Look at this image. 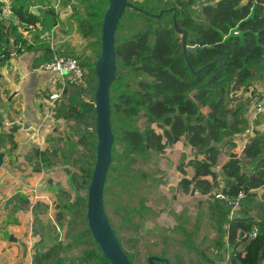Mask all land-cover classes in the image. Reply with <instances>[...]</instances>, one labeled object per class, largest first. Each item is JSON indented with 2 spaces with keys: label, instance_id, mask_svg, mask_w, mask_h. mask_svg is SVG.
<instances>
[{
  "label": "trees",
  "instance_id": "1",
  "mask_svg": "<svg viewBox=\"0 0 264 264\" xmlns=\"http://www.w3.org/2000/svg\"><path fill=\"white\" fill-rule=\"evenodd\" d=\"M129 1L132 6L126 8L115 33L117 71L111 86L115 141L107 176L112 170L118 174L116 180L120 182L128 163L141 157L150 158L153 152L164 155L168 148L176 151L175 147L181 143L192 155L188 150L180 152V160L175 165L179 172L177 186L187 196L206 198L210 219L218 233L214 259L208 258L205 250L196 249L210 264H217L216 259L220 260L219 264H225L227 253L229 264H264V120L256 118V127L250 130L253 110L264 102V0ZM69 4L77 8L70 16L75 30L91 45L99 46L94 57L77 54L66 42L59 48L53 46L50 34L64 23L51 0H9L0 4V10L7 5L15 20L11 19L9 25V15L0 17V70L14 57L19 59L28 53H35L34 69L39 70L57 55L75 56L87 68L91 98L85 95L89 91L87 87L70 82L62 87L59 80L61 95L47 119L51 117L52 124L59 123L57 130H67V125L73 122L86 138L87 152L75 153L73 170H62L58 175H71L75 186L88 189L97 156L95 60L101 55L102 26L109 1H61L63 7ZM174 18L188 31V44L200 46L189 51V61L194 69L212 63L198 74L192 71L184 55ZM234 29L239 33L234 34ZM1 79L0 71V85ZM257 81L262 83L260 87ZM51 92L50 88L43 92L44 98H49ZM5 100L11 106L14 98L9 101L7 95ZM40 106L46 109L43 100ZM262 113L259 112V116L264 115ZM11 114L9 111L6 115L0 109V129L6 116ZM14 121L7 132H0V152H13L18 147L15 136L21 125ZM239 133L246 134L240 137L243 138L241 141L249 138L242 156L235 151L240 140L236 134ZM66 141L74 143L70 134ZM49 154L56 156L58 150L46 147L36 151L40 161L52 165ZM221 154L227 155L223 164ZM122 157L128 159L125 165L120 162ZM8 163L12 166V160ZM35 171L31 173L37 179L39 168ZM13 174L18 175L16 171ZM27 181L32 182L30 177ZM49 181L53 182V179ZM240 191L245 197L239 216L231 219V206L216 195L224 193L235 198ZM104 192H110L106 184ZM60 194L45 187L39 197L47 195L42 200L45 207L52 205L56 210L70 212L71 218L64 231L66 235L69 227L74 225L75 217L86 219L88 196L78 191L73 202H66ZM109 202L104 194L105 205ZM143 209L147 208L142 206L139 211ZM183 224L181 222L179 227L185 230ZM255 226L259 227L258 235L245 236ZM116 234L118 236V229ZM118 239L133 264H150V254H143L141 249L140 236L125 235ZM80 243L88 247L76 258L77 264H111L88 225L73 242L63 245L60 241L45 251H37L34 264H68L64 251ZM161 255L166 256L165 253ZM169 262L172 264L170 259ZM179 262L182 261L179 259Z\"/></svg>",
  "mask_w": 264,
  "mask_h": 264
},
{
  "label": "rangeland",
  "instance_id": "2",
  "mask_svg": "<svg viewBox=\"0 0 264 264\" xmlns=\"http://www.w3.org/2000/svg\"><path fill=\"white\" fill-rule=\"evenodd\" d=\"M62 27L65 28V34L62 37L64 42L71 44L77 54L85 53L94 57L99 50L97 44L91 45L89 40L84 39L75 30L76 28L72 32V29L66 24H63ZM60 43L62 42L59 39L55 45ZM50 80L49 78L44 85H40L33 92L34 96L28 97V101L22 97V104L26 105V110L32 100L36 119L34 122L27 120L30 124L25 130L27 135L23 133L24 128L23 132L17 133L15 139L18 147L13 152H8L12 160L10 170L16 171L19 178L22 179V183H17L19 186L16 187V190L14 189L15 185L12 186L13 181L10 180V189L8 188L6 194L0 195V218L2 219L0 222L3 223L1 228L7 227L3 230L6 236L4 243L13 247L6 258L5 253L0 252V258L9 260L7 261L9 264H14L20 258L25 260V264H34L37 251L39 252L40 249L45 251L60 241L63 245L73 242L75 237L88 225V221L84 217H75L74 225L69 227V232L67 231L68 233L65 235V227L71 218L70 212L67 209L56 210L52 205L45 207L42 200L47 195L39 197L40 191L44 192L45 187L53 193H61L60 196L66 202H73L78 191L82 195L88 196V189L84 187L79 189L75 186L71 181V175H58L59 171L68 168L73 170L74 165L73 167L71 165L75 153H86L87 141L73 122L67 125V130H63V128L57 130L56 127H60L59 123L52 124L53 118L47 119V114H51L52 109L51 111L44 110L40 106V102L44 100L43 92L45 93L48 88H53ZM256 84L259 86L262 83L257 81ZM87 89L89 90V85ZM85 95L90 99L91 91L89 90ZM3 104H7V101L5 100ZM253 111L256 117L254 115L251 122L260 117L261 120H264V115L259 116L257 109ZM27 118L29 117L27 116ZM11 125L13 124L10 123ZM251 126L252 128L256 127V124L253 122ZM69 134L74 143L66 141ZM236 136L242 140L243 138L240 137H245L246 134L239 133ZM46 147L58 150L56 156L48 155L52 159V165L55 166L49 162L40 161V156H36L37 150ZM117 148L120 150L121 146L118 145ZM175 149L178 151L168 148L164 155H157L153 152L150 158L141 157L130 163L127 158L122 157L121 164L128 163V168L120 176V182L116 180L118 174L112 170L107 176L106 185L110 192L105 193V198L110 202L105 205V210L113 229L115 231L118 229V236H140L143 254L164 257L161 254L165 253V258L170 259L172 264H210L196 248L205 250L208 258L214 259L217 254L214 246L218 233L210 219L206 198L187 196L177 186L179 172L175 165L180 160V152L188 149L181 143ZM174 152L176 153L174 154ZM187 152L192 155L190 150ZM226 160L227 155L221 154L220 162L223 164ZM36 168H39V178L37 179L31 173V171L36 173ZM28 177L32 182H25ZM50 178L53 179V182L49 181ZM15 182L18 181L15 179ZM20 197L23 198V201ZM142 206L147 209L140 212ZM47 213L51 214L46 216ZM13 215L17 216L12 218ZM181 222H184L185 230L179 227ZM12 235H14L13 239H18V242H10ZM190 245H194L195 248H190ZM87 247V244L80 243L65 250L64 257L68 259V264H77L76 258ZM179 259L182 262H179ZM219 261L216 259L215 262L219 264ZM224 261L225 264L227 261L229 264L228 253Z\"/></svg>",
  "mask_w": 264,
  "mask_h": 264
},
{
  "label": "water",
  "instance_id": "3",
  "mask_svg": "<svg viewBox=\"0 0 264 264\" xmlns=\"http://www.w3.org/2000/svg\"><path fill=\"white\" fill-rule=\"evenodd\" d=\"M2 1L6 0H0V3ZM108 1L109 5L104 13L101 33V55L95 60L97 90L94 103L97 114V156L92 179L88 187L86 219L94 240L98 243L111 264H133L119 242L116 231L113 229L106 213L104 203V189L113 158L112 148L115 141L111 121V86L116 78L117 71L115 33L120 18L123 16L126 8L132 6V3L129 0ZM76 9V7L71 6L62 9L59 13L60 21L73 28L74 26L70 20V15ZM34 10L38 12L37 7H34ZM174 27L177 33L181 35L183 52L192 71L195 74L204 71L212 63L197 70L194 69L189 61V51H195L200 46L188 44V31L180 27L176 18H174ZM15 94L9 96L10 101ZM4 157L5 153L3 151L0 152V167L4 165ZM13 237L14 235L11 236L10 241H17V238L13 239ZM148 259L150 264H158L157 262L169 264L168 258L157 255H150Z\"/></svg>",
  "mask_w": 264,
  "mask_h": 264
},
{
  "label": "crops",
  "instance_id": "4",
  "mask_svg": "<svg viewBox=\"0 0 264 264\" xmlns=\"http://www.w3.org/2000/svg\"><path fill=\"white\" fill-rule=\"evenodd\" d=\"M8 1L9 0L2 1L1 3H8ZM51 1L54 3L55 6L58 5L57 4L58 0H51ZM61 1L62 0H60L58 7L56 6V8L59 9V13L62 9L67 7V6H65V7L61 6ZM7 10H8V6L6 5L3 7V9L0 10V17L2 15L7 14L6 13ZM8 18H9L8 24L10 25L11 19L15 20V17L14 16L12 17V14L9 13ZM73 26H74L73 28L68 26V27H70V29H72V32L74 31V28L76 27L74 24H73ZM67 33H70V32H67ZM64 34H65V28L62 27L61 24L58 25L50 34L52 41H53V46L55 48H59V46L61 44L65 43L64 38H62V37H64ZM57 37H58V39H57ZM59 39L61 40L62 43L55 45L56 41H59ZM34 56H35V53H28L27 55H24L22 58H19V59L14 57L13 59L10 60L9 63L4 65L0 70L2 73V79H1V85H0V94L2 96V100L0 101V106H1L0 109L4 113H6V115L9 114V111L12 112L10 117L6 116V122L3 125V127L0 129V132H7L8 129L10 128V123H12V120L15 119L14 122L21 125V129L17 133L24 131L23 133L25 135H27L25 130H26V127H29V125H30L27 122V120L29 122L30 121L34 122V120L36 119L35 111L32 108H30V104H29V106L27 105V110H26V105L23 106L22 97L25 100L27 99V101H28L29 96L30 97L34 96L33 90L34 89L37 90L40 85H44L46 83L47 76L51 79L52 75L47 74L46 72L42 73V69H41L42 67L39 68V70L33 68L32 65H33ZM12 94H15L14 95L15 97H13L14 101L11 102V104H10L11 106H9L8 104H3V102L5 101V97L7 95L10 96ZM30 109H32V112H30ZM24 116H25V118H24ZM27 116L29 118H27ZM24 125H26V126H24ZM23 128H24V130L22 131ZM241 142L242 141L240 140L239 143H241ZM237 150H239L238 146L235 148V151H237ZM4 153H5V151H4ZM5 154L6 155L4 157V165L2 167H0V195L1 196H2V194L7 193L8 188L11 185L9 183L10 180L14 182V183L12 182V184H13L12 186L15 185L14 189L19 186L17 183H22L21 182L22 179L19 178L20 176L19 175L15 176V174H13L14 172H12L10 170V166H9L8 161L11 160V157L8 156L9 153L7 152ZM15 179L18 182H15ZM25 180H26L25 181L26 183H29V181H27V179H25ZM9 192H11V191H9ZM16 216L17 215H13L12 218H15ZM12 218L9 220L10 222L12 221ZM0 221H2L1 218H0ZM3 222H5V221H3ZM2 225H3V223L0 222V242H1L0 243V252L5 253V258H6V255L8 253H10V250L13 249V247L10 246L9 244L7 246L4 243L6 236L3 232V230H5V228H7V227L2 229L1 228ZM10 242L16 243V242H18V239H17V241H10ZM14 247H16V246H14ZM20 260L22 262L19 263L18 261H20ZM7 261H9V260H7V259L2 260L0 258V264H9ZM25 263H26L25 260L20 258V259H17L14 264H25Z\"/></svg>",
  "mask_w": 264,
  "mask_h": 264
},
{
  "label": "built area",
  "instance_id": "5",
  "mask_svg": "<svg viewBox=\"0 0 264 264\" xmlns=\"http://www.w3.org/2000/svg\"><path fill=\"white\" fill-rule=\"evenodd\" d=\"M60 3V0H58V5ZM58 5H56L58 7ZM68 6H71L70 4ZM72 7V6H71ZM7 15H9L10 11H6ZM234 34H238L239 31L237 29L233 30ZM42 71L49 73L52 75L51 77V83L53 85V88H51L52 92L49 98H44V102L46 104V109L51 111L53 109L54 104L56 100L60 97L61 93L58 89L59 86V80L62 82V87L66 86L68 82L70 83H76L82 85L84 88L88 86V70L86 67L83 66L81 61L71 55H57L55 59L46 62L43 67ZM257 113L264 112V102L260 103L259 107L257 108ZM253 115H255L253 113ZM256 117V115H255ZM254 118V117H253ZM254 121L251 122L253 124ZM253 126V125H252ZM250 126V130L252 128ZM255 128V127H253ZM252 128V129H253ZM254 135L253 132H251V136ZM249 142V138L247 137L238 144V149L236 152L238 155H243V150L246 147L247 143ZM258 192L260 191V188L256 189ZM245 194L243 191H240L235 198H230V196L225 195L224 193H217L216 198L222 199L227 201V204L231 206V212L229 214V217L231 219L235 218L236 216H239V209L241 208V204L244 200ZM259 233V227L255 226L251 231L246 232V235H249L251 237H256ZM228 264V261L226 262Z\"/></svg>",
  "mask_w": 264,
  "mask_h": 264
},
{
  "label": "flooded vegetation",
  "instance_id": "6",
  "mask_svg": "<svg viewBox=\"0 0 264 264\" xmlns=\"http://www.w3.org/2000/svg\"><path fill=\"white\" fill-rule=\"evenodd\" d=\"M170 263V262H169Z\"/></svg>",
  "mask_w": 264,
  "mask_h": 264
}]
</instances>
